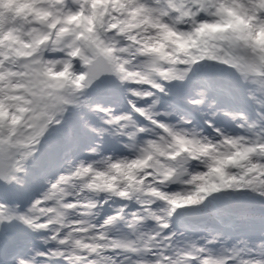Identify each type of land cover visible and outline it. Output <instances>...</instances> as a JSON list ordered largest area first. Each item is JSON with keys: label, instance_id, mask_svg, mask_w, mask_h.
Returning <instances> with one entry per match:
<instances>
[{"label": "snow or ice", "instance_id": "snow-or-ice-1", "mask_svg": "<svg viewBox=\"0 0 264 264\" xmlns=\"http://www.w3.org/2000/svg\"><path fill=\"white\" fill-rule=\"evenodd\" d=\"M0 264H264V0H0Z\"/></svg>", "mask_w": 264, "mask_h": 264}]
</instances>
